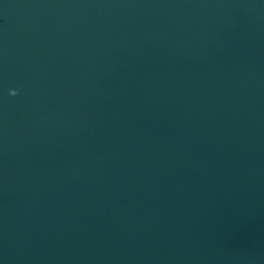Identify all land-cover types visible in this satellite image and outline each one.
<instances>
[{
	"label": "water",
	"instance_id": "obj_1",
	"mask_svg": "<svg viewBox=\"0 0 264 264\" xmlns=\"http://www.w3.org/2000/svg\"><path fill=\"white\" fill-rule=\"evenodd\" d=\"M0 264H264V0H0Z\"/></svg>",
	"mask_w": 264,
	"mask_h": 264
}]
</instances>
